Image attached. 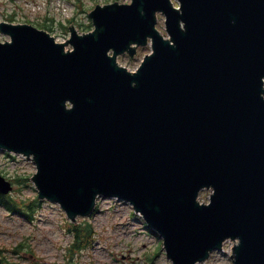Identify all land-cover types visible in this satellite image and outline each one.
Segmentation results:
<instances>
[{"label": "water", "instance_id": "obj_1", "mask_svg": "<svg viewBox=\"0 0 264 264\" xmlns=\"http://www.w3.org/2000/svg\"><path fill=\"white\" fill-rule=\"evenodd\" d=\"M156 9L174 48L152 29ZM91 15L95 33L73 35L69 55L31 25L0 26L13 37L0 47V147L34 152L41 194L70 213L87 214L93 191L131 200L175 264L225 235L241 239L236 264H264V0H182V15L134 0ZM146 35L154 55L135 76L104 56ZM209 183L212 203L197 207Z\"/></svg>", "mask_w": 264, "mask_h": 264}, {"label": "clouds", "instance_id": "obj_2", "mask_svg": "<svg viewBox=\"0 0 264 264\" xmlns=\"http://www.w3.org/2000/svg\"><path fill=\"white\" fill-rule=\"evenodd\" d=\"M134 0H5L6 16L0 26H21L26 20L39 22L41 30L62 55L74 53L73 35L82 38L96 31L92 13L106 6L129 7ZM169 7L182 15V0H167ZM144 15L143 8L139 9ZM153 31L161 41L175 47L167 30V15L152 12ZM234 23L235 21H231ZM178 29L186 31L185 22L177 20ZM13 43L12 34L0 30V47ZM152 36L144 42L130 41L119 51L108 47L104 56L129 76H135L154 55ZM137 52L140 54L137 55ZM135 87V80L129 82ZM260 100L264 101V75L259 77ZM64 99V111L74 108ZM39 166L34 152L0 147V181L8 190L0 193V264H175L165 240L150 233L143 212L129 200L116 194L93 191L87 214L70 213L59 200L41 194L35 180ZM202 194V195H201ZM216 194L213 184H201L192 197L197 207H209ZM142 244L147 247L141 248ZM238 235H225L218 244L204 249L192 264H236Z\"/></svg>", "mask_w": 264, "mask_h": 264}, {"label": "rangeland", "instance_id": "obj_3", "mask_svg": "<svg viewBox=\"0 0 264 264\" xmlns=\"http://www.w3.org/2000/svg\"><path fill=\"white\" fill-rule=\"evenodd\" d=\"M7 2L11 3V2H14V0H7ZM79 2V0H78ZM94 3H100V0H93ZM104 2H108V0H104ZM4 4H5V0H0V19H3L5 18L6 16V12L3 10L4 9ZM29 22V21H28ZM32 24H37L38 22H34V21H31ZM38 25V24H37ZM140 53L137 52V55H139ZM202 195V194H201ZM149 230V229H148ZM150 233H153L155 234L154 232H152L151 230H149ZM144 247H147L146 244H142L141 245V248H144Z\"/></svg>", "mask_w": 264, "mask_h": 264}]
</instances>
